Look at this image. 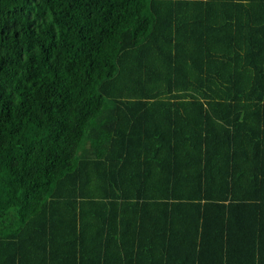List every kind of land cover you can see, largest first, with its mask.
<instances>
[{
    "label": "trees",
    "instance_id": "obj_1",
    "mask_svg": "<svg viewBox=\"0 0 264 264\" xmlns=\"http://www.w3.org/2000/svg\"><path fill=\"white\" fill-rule=\"evenodd\" d=\"M0 264H264V0H0Z\"/></svg>",
    "mask_w": 264,
    "mask_h": 264
}]
</instances>
